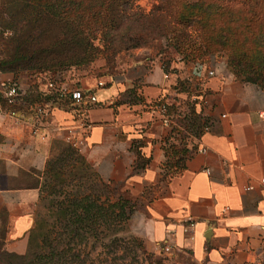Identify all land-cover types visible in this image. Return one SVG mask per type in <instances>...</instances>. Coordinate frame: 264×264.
I'll return each instance as SVG.
<instances>
[{
    "label": "crops",
    "instance_id": "obj_1",
    "mask_svg": "<svg viewBox=\"0 0 264 264\" xmlns=\"http://www.w3.org/2000/svg\"><path fill=\"white\" fill-rule=\"evenodd\" d=\"M167 59L135 58L102 75L66 72L67 91H93L97 102L83 114L54 109L42 135L32 134L30 117H11L1 105L0 235L6 252L25 254L51 144L65 142L70 128L76 139L84 138L78 152L104 182L136 192L150 188L136 233L148 252L168 247L163 254H181L193 264L264 258V89L208 65L172 60L165 72ZM29 74H21L22 90L31 86ZM16 79L0 73V83ZM99 81L104 86L97 87ZM179 81L199 94L178 91ZM161 101L168 124L153 111ZM190 106L207 120L205 129L198 137L175 135ZM139 162L143 169H136Z\"/></svg>",
    "mask_w": 264,
    "mask_h": 264
},
{
    "label": "trees",
    "instance_id": "obj_2",
    "mask_svg": "<svg viewBox=\"0 0 264 264\" xmlns=\"http://www.w3.org/2000/svg\"><path fill=\"white\" fill-rule=\"evenodd\" d=\"M183 1L185 13L189 14V17L173 18L169 15L161 23L156 20L148 24V27L153 24L157 32L152 39L165 38L164 52L170 51V55H173V58L168 57L163 61L165 72H168V67L174 59L186 65L188 57L197 59L204 56L205 51H201V48L181 56L178 41L188 46L193 42L192 33L197 34L194 27L203 24L200 13L218 10L214 8V4L205 2L206 0ZM227 1L237 6L236 13H243L248 19L246 26L242 23L244 18L237 21L232 34L242 29L250 31L252 21L264 22V0ZM136 2L138 1L0 0V14L9 15L2 25L3 29L12 31L11 36L5 38V48L0 50V73L12 74L17 78L18 84L25 81L21 77L25 72L45 74L61 82L66 72L72 68L86 66L96 57V48L92 43L97 37L113 52H116L117 48L121 50L140 47V39L135 36L137 32L133 27L139 26L142 29L145 23L138 22L142 9ZM159 10H165V0H159L158 5L148 14L153 15ZM229 31L230 28H226V32H223L221 24L218 37L222 36L225 42L229 41ZM252 36L258 44L250 51L258 54L260 59L264 56V35ZM171 39H175L176 44H173ZM245 42L244 40L243 48ZM231 65L238 77L243 75L236 79L264 89V58L262 61H247L246 67L239 66L237 60L231 62ZM186 85L188 84L185 81H179L175 89L188 94L194 93ZM129 93L133 95L132 91ZM45 103H51L54 109H73L69 93L56 92L42 97L36 86L28 87L23 95L10 105L2 102L18 118H31L35 106ZM161 103L163 102L159 104ZM189 111L187 118L180 121L181 129H174L175 135L184 136L187 131L198 137L205 129L207 120L203 122V117L195 113L193 106H190ZM55 144L56 148L46 161L39 182V208L43 198L48 199L49 211L54 217L52 230L41 243L33 244L40 226L38 210L34 227L28 237L26 254L20 256L9 253L8 256L19 260L31 257L28 264H35L37 261L38 264H83L80 252L75 251V245H83L90 238L101 241L107 236L115 235L121 228V221L126 217V207L120 198H116V191L111 188L112 183L104 182L76 149L63 141H56ZM192 149L195 150L194 147ZM144 164L139 162L136 169H143ZM51 236L52 238H49Z\"/></svg>",
    "mask_w": 264,
    "mask_h": 264
},
{
    "label": "rangeland",
    "instance_id": "obj_3",
    "mask_svg": "<svg viewBox=\"0 0 264 264\" xmlns=\"http://www.w3.org/2000/svg\"><path fill=\"white\" fill-rule=\"evenodd\" d=\"M137 1L138 2H136V5L142 9L140 13L142 16L139 18L140 21L138 22L145 24L142 29H140L139 26H136V28L133 27V29L135 32H137L135 36L139 37V43L141 46L136 48L130 47L128 49L121 50H118L117 48L116 52H113L108 50L106 46L100 41L99 37H97V39L92 43L96 48V57L93 58L91 62L88 63V65L72 68V70L96 72L99 75H102L118 69L119 66L125 62L135 58H154L164 54L169 58H173V55H170V51L164 52L166 51L165 38L156 37V39H152L155 37L154 35L157 34V32L153 28V24H150L149 27L148 24L156 20L161 23L165 21L169 15L173 18H181L185 16L189 17V14L185 13V2L183 0H165L166 11L159 10L155 11L153 15H150L148 14L149 11L158 5L159 0ZM205 2L214 4V8H218V10L215 12L210 10L208 12L209 14L206 12L200 13V17L204 20L203 24L200 27H194V29L197 31V34L192 33L193 42H190L188 46H185L183 43L178 41L180 45L179 53H182L181 56H184L188 55L190 51L194 49L201 48V51H205L204 56L197 59H191L188 57V62L186 65H208L211 67L220 68L223 71L229 73L234 78L243 77L241 74L238 77L236 70L233 69L231 65V62L234 63V61L236 62L237 60V62H239V66L246 67L247 61H262L264 56L258 59V54H254L251 51L258 44L256 43V38H254L252 35H264V22L258 23L257 21H252V29L250 31L242 29L232 34V32H234V26L237 25V21H242L244 18L242 23L244 22L243 24L245 25L246 20H248L247 17L243 16V13V15L236 13L235 7L237 6H235L234 3H229L227 0H206ZM8 18V14H0V50L5 48L7 43L5 38L10 37L12 34V31H5L6 29H3L2 26L4 21H6ZM221 24L223 32H226V28H230V31L227 35V39H230L229 41L226 40L225 42V39L222 36H220V38L218 37L220 35ZM136 29L139 31H136ZM244 40L246 42L244 43L243 48ZM171 41L173 44H176L175 39H171ZM245 47L249 50H246ZM176 57L177 56H175V58ZM30 77L31 74L28 75V79L30 83H33ZM61 82L63 83V81ZM76 84L77 83H75V85ZM198 90L194 89L192 91L197 93L196 91ZM69 92L70 91L66 90V93ZM55 143L56 141L51 144L50 154H52L54 148H56ZM50 154L49 157L51 156ZM40 177L42 178V175H40ZM111 188L115 189L116 198H120L124 203V207H126V217L123 221H121V228L115 235H112L111 237L107 236L101 241H95L90 238L83 245H75V251L80 252V260H83V264H193L190 262L189 258L181 254H178L177 257H171L163 253L154 254L148 252L144 248L140 238L136 235L137 227L139 225V212L145 207L151 196V192H149L150 188H145L140 192L127 189L124 185L119 184H112ZM38 215L40 226L35 234L36 237L33 244L41 243V240L52 230L54 217L49 211L48 199L43 198L41 201ZM49 238H52V236ZM3 243V235H0V264H28V261L31 257H28L25 260L11 258L8 256L9 253H7L4 249ZM38 262L39 261H37L35 264H38ZM256 264H264V258Z\"/></svg>",
    "mask_w": 264,
    "mask_h": 264
},
{
    "label": "built area",
    "instance_id": "obj_4",
    "mask_svg": "<svg viewBox=\"0 0 264 264\" xmlns=\"http://www.w3.org/2000/svg\"><path fill=\"white\" fill-rule=\"evenodd\" d=\"M212 76L213 73L210 72ZM33 83H30L29 79L27 80L31 86H36L37 92L42 96L46 97L53 93H66V89L62 82H58L55 79L48 77L45 74H33L31 73L30 77ZM104 86V83L99 81L97 83V87ZM25 90H22L20 84L16 80H11L7 82L0 83V107L2 102L7 104H12L13 101L22 96ZM70 98L72 101V107L74 110L78 111L79 113L86 110L88 106L96 104L97 100L94 96L93 91H84L80 88H73L70 92ZM54 108H52L51 103L45 104H37L34 108V114L30 119V127L33 135H42V131H44L50 124L52 119ZM153 111L157 113L161 118L163 123L168 124V110L167 105L165 102L158 104L156 107L153 108ZM9 115L11 117H15L14 112H10ZM84 129H90V125L84 123ZM67 134L65 137V143L71 145L77 151L79 150L80 146L83 145L84 138L76 139L74 137V129H66ZM264 182V181H263ZM193 231L192 228L189 229ZM170 249L168 247H164L162 249V253H169Z\"/></svg>",
    "mask_w": 264,
    "mask_h": 264
}]
</instances>
